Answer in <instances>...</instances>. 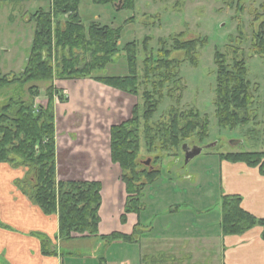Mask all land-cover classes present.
<instances>
[{
    "label": "rangeland",
    "instance_id": "1",
    "mask_svg": "<svg viewBox=\"0 0 264 264\" xmlns=\"http://www.w3.org/2000/svg\"><path fill=\"white\" fill-rule=\"evenodd\" d=\"M134 1L133 9H121L122 3L116 7L110 4L97 5L91 0L80 1L79 14L84 26L97 22L121 28L118 53L105 68L94 72V75H126L128 70L124 47L133 42L136 45L137 76L142 83L138 85L137 96L118 91L130 98V115L134 105H137L141 114L144 103L142 94L145 90L152 91L151 83L158 80L157 77H151L148 81H143L144 60L147 57L156 59L160 40L164 41L165 47L171 50L169 58L179 61L175 78L179 80L173 84H165L162 88L160 104L150 124L155 132L158 124H161L159 127L168 124L174 114L179 126L191 122L195 125V130L175 150L159 148L161 137L158 132L155 141L157 149L150 151L146 145L141 119L138 131V170L145 168L159 173L155 183L142 189L141 202L144 209L140 214L145 215L146 219L136 231L135 242L102 241L93 237L85 240H62V250L77 254L65 264H97L101 258L107 264H141L137 259L143 256H147L150 261H143L142 264H225L219 222L220 200L225 195L222 187L223 172H227V168H221V163L224 162H221L219 155L264 151V60L250 57L248 50L245 53L247 77L252 84L254 102L249 113L253 118L246 125L230 129L219 126L215 115L214 54L219 51L225 56L226 62L230 63L231 48L239 45L235 37V28L239 22L247 37H244L243 47L249 49L250 32L255 27L254 13L260 12L263 0H245L241 14L235 12L236 0ZM39 10L48 11V1L0 0V75L12 78L19 77L23 72L35 29L32 16ZM178 34H182L181 39L184 40L206 39V43L197 49L195 64L185 58L183 51L172 49V39ZM145 38L147 49L143 48ZM54 61L53 59V72L56 73ZM36 84L40 95L34 102L45 106L48 84ZM27 87L28 85L5 87L0 91V105L17 93L26 99ZM57 100L54 97V108ZM202 123L206 125L203 134L200 128ZM183 144L202 148L201 153L187 164L184 163ZM148 160L149 163L146 164ZM143 181L144 178L140 180ZM244 196L245 192H241L243 202ZM245 264L264 263L252 260Z\"/></svg>",
    "mask_w": 264,
    "mask_h": 264
},
{
    "label": "trees",
    "instance_id": "2",
    "mask_svg": "<svg viewBox=\"0 0 264 264\" xmlns=\"http://www.w3.org/2000/svg\"><path fill=\"white\" fill-rule=\"evenodd\" d=\"M3 1V0H1ZM49 10H39L32 19L35 23L33 40L25 68L19 77L0 75V91L5 87L19 85L27 87L26 99L22 95L9 96L0 105V163L13 167L26 168L28 173L16 185L23 190L31 202L38 206L45 215H57L58 238H99L102 241L121 240L135 242L137 228L131 234L112 232L109 235L98 233L101 205V183L87 180H58L55 159V110L54 97L59 102L66 101L53 82L59 80H77L90 78L108 87L133 96L138 94L141 85L136 68V45L127 43L124 47L127 74L123 76H96L94 72L105 68L118 53V41L121 28H112L91 22L84 26L79 14L81 0H46ZM97 5L120 6L121 9H133L134 0H91ZM64 18L63 20L61 18ZM178 34L172 39V49L183 51L185 58L195 64L197 49L206 43V39H181ZM147 49V38L143 41ZM259 49H261L259 47ZM171 50L160 40L158 57L144 60L143 81L157 77L152 82V91L145 90L143 110L138 112L137 105L132 108L128 119L114 124L109 129L110 159L120 168V179L127 193L124 205L125 221L127 213H136L144 209L141 202L142 189L155 183L156 170H138L139 151L138 131L141 119L148 150L157 149L155 141L160 134L161 150L178 149L195 130V125L188 122L179 126L176 115L172 114L168 124L154 132L150 120L156 113L165 84H173L179 66L178 60L170 59ZM55 60L57 72H53ZM216 65L215 115L221 127L235 128L246 125L253 116L249 111L253 105L252 84L247 77L245 61L234 57L230 63L225 56L215 51ZM37 82L47 83V104L36 105L35 98L40 95ZM255 89V88H254ZM156 95L158 98H156ZM169 95V94H168ZM167 95V96H168ZM173 108L170 109V112ZM202 134L206 125L201 124ZM160 132L159 134H157ZM199 134V132H198ZM201 135V134H200ZM203 136H200V138ZM220 158L230 162H244L258 167L264 174V151L220 154ZM144 178L145 181L140 182ZM31 185V187L29 186ZM221 218L219 230L223 235L241 234L255 226L262 228L264 239V219L256 218L241 207L238 195H223L220 200ZM1 225V223H0ZM56 254V251H44ZM64 256V255H63ZM67 257L64 258L66 262ZM64 262V263H65ZM98 264H107L103 258Z\"/></svg>",
    "mask_w": 264,
    "mask_h": 264
},
{
    "label": "crops",
    "instance_id": "3",
    "mask_svg": "<svg viewBox=\"0 0 264 264\" xmlns=\"http://www.w3.org/2000/svg\"><path fill=\"white\" fill-rule=\"evenodd\" d=\"M53 84L66 98L64 102L57 101L54 108L57 179L100 182L98 233H133L146 216L127 213L122 222L127 193L120 168L110 159L109 146L110 127L130 115V98L90 78L55 79ZM221 162V168H227V172L222 170L224 194L238 195L242 209L264 219V174L244 162ZM27 173L26 168L0 163V264H65V257L70 261L77 254L60 247L57 215H45L16 185ZM241 192H245L244 202ZM261 232V227L255 226L241 234L220 233L224 263H264ZM54 250L56 254L43 253ZM137 260L141 264L150 261L147 256Z\"/></svg>",
    "mask_w": 264,
    "mask_h": 264
},
{
    "label": "flooded vegetation",
    "instance_id": "4",
    "mask_svg": "<svg viewBox=\"0 0 264 264\" xmlns=\"http://www.w3.org/2000/svg\"><path fill=\"white\" fill-rule=\"evenodd\" d=\"M244 2L245 0H236L235 3V12L236 13H243V7H244ZM255 29L250 32V38H249V49H245L243 47V42H244V37H246L244 30H243V25L241 22H239L236 25L235 31V37L239 41V45L237 46H232L231 48V54L232 57L230 61L234 58L237 57L238 59H242L245 61L246 64V59H245V53L246 51H250V57L252 58H260L261 60H264V0L260 4V12L256 11L254 13V18H253ZM235 38V40H237ZM246 40V39H245ZM259 47L261 49H259ZM247 67V65H246ZM248 70V67H247ZM248 73V71H247ZM255 89H257L254 86Z\"/></svg>",
    "mask_w": 264,
    "mask_h": 264
},
{
    "label": "water",
    "instance_id": "5",
    "mask_svg": "<svg viewBox=\"0 0 264 264\" xmlns=\"http://www.w3.org/2000/svg\"><path fill=\"white\" fill-rule=\"evenodd\" d=\"M237 144V143H235ZM182 150L184 152V163L187 164L191 159H193L195 156L199 155L202 151V148L200 147H190L187 144L182 146ZM149 163V160L146 162V164Z\"/></svg>",
    "mask_w": 264,
    "mask_h": 264
}]
</instances>
